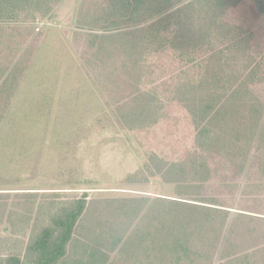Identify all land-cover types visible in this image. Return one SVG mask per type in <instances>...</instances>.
Segmentation results:
<instances>
[{
	"label": "trees",
	"instance_id": "obj_1",
	"mask_svg": "<svg viewBox=\"0 0 264 264\" xmlns=\"http://www.w3.org/2000/svg\"><path fill=\"white\" fill-rule=\"evenodd\" d=\"M56 4L0 0V32H19L21 44L34 38L30 47L37 48L43 35H34L32 22L51 18ZM78 16L84 28L74 38L89 40L93 68L103 66L96 78L118 121L138 133L158 127L178 138V159L154 153L146 166L148 175L175 184L176 195L89 198L85 189L60 200L24 252L1 255L0 264H198L205 255L191 251L195 234L210 214L205 203L212 189L226 181L224 168L256 140L254 149L264 151V29H256L264 0H83ZM153 17L158 61L147 67L150 73L135 74L147 46L145 24ZM12 44L14 38L6 39ZM11 64L0 59V84L21 79ZM32 194L16 192L19 200Z\"/></svg>",
	"mask_w": 264,
	"mask_h": 264
},
{
	"label": "rangeland",
	"instance_id": "obj_2",
	"mask_svg": "<svg viewBox=\"0 0 264 264\" xmlns=\"http://www.w3.org/2000/svg\"><path fill=\"white\" fill-rule=\"evenodd\" d=\"M82 2L57 0L51 18L38 16L40 20L32 22L34 35H43L37 48L30 47L34 38L21 44L19 32L16 37L0 32V54L4 56L0 59L12 62L10 69L15 74L21 70V79L10 76L6 84H0V256L24 252L30 235L47 223L51 208L85 189L89 198L176 195L175 184L148 175L146 166L154 153L178 159V138L165 136L158 127L138 133L118 121L107 102L104 82L96 78L103 66L93 68L97 61L91 50L87 52L89 40L74 38L84 28L77 23ZM154 20L145 24L150 28L143 32L142 42L147 46L135 74L150 73L147 67L158 61L154 48L159 40L150 33L158 29L152 26ZM257 21L256 29H264V17ZM11 38L16 44L6 45ZM18 59L22 62L16 66ZM115 65L111 62L110 72L114 73ZM4 101H9L5 109ZM133 176L135 181L129 182ZM16 192L33 194L19 200Z\"/></svg>",
	"mask_w": 264,
	"mask_h": 264
},
{
	"label": "crops",
	"instance_id": "obj_3",
	"mask_svg": "<svg viewBox=\"0 0 264 264\" xmlns=\"http://www.w3.org/2000/svg\"><path fill=\"white\" fill-rule=\"evenodd\" d=\"M263 153H235V164L224 168L226 181L212 189L210 214L195 234L191 251L205 255L198 264H264Z\"/></svg>",
	"mask_w": 264,
	"mask_h": 264
}]
</instances>
